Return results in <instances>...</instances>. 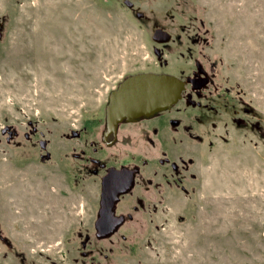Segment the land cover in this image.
<instances>
[{
  "label": "rangeland",
  "instance_id": "1",
  "mask_svg": "<svg viewBox=\"0 0 264 264\" xmlns=\"http://www.w3.org/2000/svg\"><path fill=\"white\" fill-rule=\"evenodd\" d=\"M155 25L186 47L158 61ZM0 27V264H264V0H0ZM197 60L214 81L204 102L224 96L214 114L181 102L95 150L123 78ZM113 163L139 173L126 221L99 240Z\"/></svg>",
  "mask_w": 264,
  "mask_h": 264
},
{
  "label": "flooded vegetation",
  "instance_id": "2",
  "mask_svg": "<svg viewBox=\"0 0 264 264\" xmlns=\"http://www.w3.org/2000/svg\"><path fill=\"white\" fill-rule=\"evenodd\" d=\"M144 0H124V3L126 4V6L130 9L133 7L134 5V2H143ZM136 16L138 17V19L142 20L144 19L145 15L141 14V13H136ZM2 29L0 27V38H2ZM158 32H164L168 37L169 39L166 40V41H161L162 38L166 37V36H161L158 34ZM152 38V43L155 45V54L158 58V61L162 58V52L161 50H163L164 47H167L171 44H175L176 48H179V49H182V47H186V42L184 43V39L183 37L181 36V34L179 35H175L174 33H171L168 29L164 28V27H161V26H157L155 25V28L153 29L152 31V34H151V37ZM183 39V40H182ZM190 66L188 68H186V73L184 75L182 74H178L176 72L174 73H170L166 67L164 66H160L157 70H146V71H142V72H137V73H133L132 75H129L125 78H123L120 83H122V81H124L125 79L129 78V77H132V76H135V75H140V74H146V73H152V74H166V75H169V76H172V77H176L178 80H180L182 83H183V88L181 90V97L179 98V100L173 105L171 106L170 108H167V109H164V110H161L159 112H156L152 115H147V116H141L139 118H135L133 120H128V119H124L122 121H120L118 124H117V128H116V131L114 133L110 132V134H106L107 130H108V125H107V111H106V107L110 101V94L111 92L115 91L118 89V86L119 84L117 85V87L110 91L109 94H108V99H107V102L105 104V107H104V116H103V130L101 132V139H102V146L101 147H98V142L97 141H93V147L95 148V150L99 151L100 148H102L101 152L99 151L98 153L101 154V156H103V151H107V149H104L105 147L106 148H110V147H113L115 145L118 144L119 142V138H120V135L122 134V131L127 129V130H132V128L134 127L133 125H137L135 127H139L140 125H142V127L140 128V131L139 133H142V134H147V132H150V130H148L149 126L155 122V121H158V120H161L162 117H164L165 114H168L170 112H172L174 110V108L180 104L181 102L182 103H185L188 107H191V108H196V109H200V110H203V113L200 115L201 118L203 117H206L209 118L211 115H210V112L211 114H214V106H218L219 103L222 102V100L224 99V96L221 94V95H218V98L215 99V101H212L211 103L214 104L213 105H209V103L207 102H204V99H206V92H208V90L213 86L214 84V81L213 79L211 78L210 76V73H209V69L206 67V65H204L203 63H201L199 60L197 61H192L190 64ZM222 104V103H221ZM248 111L246 110L245 111V114L247 113ZM210 115V116H209ZM238 124H241L242 121L241 120H235ZM171 123H176L175 120L171 121ZM259 128V127H257ZM17 129H13L12 127H8L3 130V134H7V141H10L11 138L15 137L16 135H18L17 133ZM32 135L30 134H26L25 137H26V140H25V144H26V147H32L33 144L31 143V140L30 138H34L35 136H37V132H33L32 131ZM39 147H40V150L42 151V153H40V155L36 156V158H40V164H47L49 163V161L51 160L52 158V155H50V153L48 154H43V153H46V150L48 148V143L44 140H39ZM23 147V145L21 146ZM26 147H23V148H26ZM104 147V148H103ZM21 148V150L23 149ZM36 148V144H34L33 146V149ZM19 149V148H18ZM28 152H29V149H28ZM106 153V152H105ZM65 166V165H64ZM117 170L118 172L122 171V170H130V171H133L134 174H133V183L131 185V187L126 191V192H123L121 193L120 195H118V199L113 207V215L114 217L118 218V219H121L122 218V222H121V225L116 227L114 229V231L108 235V237H110L112 234H114L119 228L122 227V225L124 224V222L126 221V217L121 214L119 215L118 214V210H117V206L119 205V202L121 201V199L123 197L126 196L127 193H129L134 187H135V184L137 183L136 179H137V175L139 173V170L136 168H131V167H127V165H124V164H117V163H113V164H109L106 168V170L103 172L101 178H100V182H101V190H100V201H99V212H98V216L95 220V222L97 221V219L99 218L100 216V212H101V201H102V191H103V178L109 173L110 170ZM129 220L132 219V216L129 215L128 216ZM95 222H94V227H95V237L99 240H106L108 237L106 238H103V239H100L97 237V229H96V225H95Z\"/></svg>",
  "mask_w": 264,
  "mask_h": 264
},
{
  "label": "water",
  "instance_id": "3",
  "mask_svg": "<svg viewBox=\"0 0 264 264\" xmlns=\"http://www.w3.org/2000/svg\"><path fill=\"white\" fill-rule=\"evenodd\" d=\"M169 37L164 32H158ZM183 83L176 77L166 74H140L129 77L119 84L118 89L111 92L110 101L106 107L108 130L114 133L117 124L124 120H133L141 116L152 115L161 110L170 108L181 97ZM133 171L113 169L103 178V191L100 216L95 222L97 237H108L114 229L121 225L122 218L113 215V207L118 195L126 192L133 183Z\"/></svg>",
  "mask_w": 264,
  "mask_h": 264
}]
</instances>
